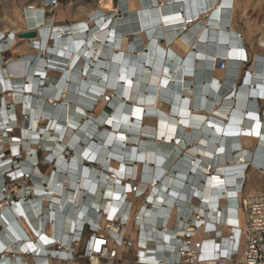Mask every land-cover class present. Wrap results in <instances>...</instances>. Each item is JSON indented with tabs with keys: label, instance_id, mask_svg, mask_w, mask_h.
I'll return each mask as SVG.
<instances>
[{
	"label": "bare ground",
	"instance_id": "bare-ground-1",
	"mask_svg": "<svg viewBox=\"0 0 264 264\" xmlns=\"http://www.w3.org/2000/svg\"><path fill=\"white\" fill-rule=\"evenodd\" d=\"M241 3L247 18L251 0ZM240 4L120 0L114 6L113 0H102V9L70 27L52 23L44 7L31 5L24 32L34 30L36 38H8L0 31V92H12L4 101L0 98V140L7 141V133L19 127L15 109L28 118L20 128L21 144L8 143L14 155L7 161L0 156V185L6 177L13 178L23 203L30 188L38 195L25 205L33 211L24 218L17 204L7 208L0 203L11 223L8 230L0 217L8 243L18 227L14 215L30 230L24 219L35 220L43 200L51 240L82 226L89 213L95 219L103 212L113 217L126 198L116 191L129 189L119 181L126 176L136 177L142 190L148 188L143 198L134 200L138 211L128 227L135 228L136 240V220L149 230L141 233L151 236L154 256L149 259L139 250L142 262L172 250V231L190 227L189 218L198 224L196 214H206L212 225L224 224L226 236L233 230L238 240L246 222L240 202L262 195L244 189L247 171L254 167L264 175V53L255 52L252 70L244 71L249 55L234 21ZM61 18L59 11L56 19ZM259 29L264 47V27ZM24 40L45 54L33 56L24 50L29 56L21 61L16 46ZM6 48L14 56L4 61L7 75L1 54ZM243 71L241 85L235 86ZM106 107L113 114L104 112ZM40 148L49 158L44 163L47 174L35 167ZM2 151L0 145V155ZM14 156L22 161L15 162ZM24 171L41 178L29 182L21 178ZM148 196L150 211H141ZM233 211H238V222ZM243 214L244 221L239 218ZM162 217L169 219V226L158 231ZM34 223L39 228V222ZM209 238L198 237L197 247L209 244ZM14 247L12 243L10 250Z\"/></svg>",
	"mask_w": 264,
	"mask_h": 264
},
{
	"label": "built area",
	"instance_id": "built-area-1",
	"mask_svg": "<svg viewBox=\"0 0 264 264\" xmlns=\"http://www.w3.org/2000/svg\"><path fill=\"white\" fill-rule=\"evenodd\" d=\"M56 2L57 0H53L50 4ZM26 120L28 121V118ZM43 150V148L37 150L38 156L44 153ZM67 153L70 154L72 151L70 150ZM11 155L14 154L12 149L9 148L2 151L0 156L1 159L7 161ZM14 158H16L15 162L22 161L16 156L12 157V159ZM47 160L49 158L43 157L39 165L37 163L35 167L39 166L40 168ZM93 164L90 163V165ZM256 170L260 171L258 168ZM41 173L43 172L41 171ZM43 174L42 176H44ZM40 175L37 176L34 171L28 175L24 171L21 174V178L25 177L26 180L32 181L34 178L40 179ZM99 177L98 175L96 179ZM3 180L2 185H0V203H5L7 208H13L17 204L23 212V218L25 217L24 215L29 216L32 214L33 207L28 209L25 205L29 204L35 196H38L34 190L30 188V192L26 191L23 197L26 201L23 203L21 202L22 197L18 194L20 189L17 191L14 187L16 186L15 180L9 176ZM119 181L122 187L128 184L129 189L121 192L116 191V194L126 198L113 217H109L107 212L99 213L100 211H97V214L99 213L100 215L98 214V219H95V216L89 213V220L82 226L78 227L77 225L74 230L65 236L59 235L53 240L48 237L47 233V231L49 232L51 219L48 218V206H44V200L40 203L42 210H39L35 220L32 218V221L28 222L27 218L24 219L30 230L27 231L22 226L21 216L14 215L13 219L19 228H13L15 235L11 243L6 240L8 232H5L3 226H0V242L2 241L6 246V249L0 251V264H93V260H98L99 264H264V194L244 197L240 202L239 207L241 212L245 213L246 222L244 229L239 231L238 240L235 239L233 230L226 236V233L222 230L224 224L214 223L212 225L210 221H207L206 214H196L195 220L199 221L198 224L189 218L187 222L190 227L178 228L179 230L174 229L172 231L174 234L172 240L175 246L172 250H165V252H161L160 257H155V261L146 263L142 262L139 250L146 251L145 256L149 259L154 256L153 250H150L153 248L150 242L151 236L146 235L145 237L141 233L145 230L149 232V230L144 229L143 225L136 220L135 224L140 227V231H138L140 234L137 240H133L131 230L128 227L130 223H133L134 215L138 211L134 200L143 198L147 194L148 188L142 190L141 184L136 177H121ZM18 186L20 185L17 184ZM43 186L45 189H49L47 183H44ZM155 197H157V194H155ZM151 205L152 202L148 196L146 202L142 204L141 211L144 209L147 212L150 211ZM176 208H179V206H176ZM3 210L0 209V217H2L9 230L11 223L5 215L6 211L4 212ZM233 217L238 222L237 212ZM168 218L163 221L162 217L159 222L162 223L163 221V224L157 226L156 229L158 231L164 230L169 226ZM179 220L180 218L177 219V223L180 222ZM35 221L39 222V228L34 223ZM175 223L176 221H174ZM175 226L177 225L175 224ZM230 228L233 229V227ZM42 237L46 238L47 242ZM198 237H211V241L209 244H202L198 248L195 242ZM225 237L227 238L224 239ZM163 240L164 238H160V241ZM99 241H103V243H98ZM145 241L148 242L147 248L144 245ZM12 243L15 247L10 250ZM137 243L138 251L135 250ZM168 255H171V259L167 257Z\"/></svg>",
	"mask_w": 264,
	"mask_h": 264
},
{
	"label": "rangeland",
	"instance_id": "rangeland-1",
	"mask_svg": "<svg viewBox=\"0 0 264 264\" xmlns=\"http://www.w3.org/2000/svg\"><path fill=\"white\" fill-rule=\"evenodd\" d=\"M119 1L120 0H113L114 6H116V4L119 3ZM160 1H163V0H160ZM237 1L240 4L243 0H237ZM262 1L263 0H251L247 18L243 17V6L241 5L242 3L239 5V7H237L236 12H235V19H234L235 26L240 32H242V34H244L243 43L249 55V57H247L246 60L244 61L243 68L245 72L252 70L251 66L253 62L252 61L253 55L255 54V52L264 53V47L261 46L259 42V39L263 35L259 27L261 28L264 27V7H263L264 2ZM101 2L102 0H57L56 3L50 4L48 0H0V31H2L3 33L2 35H5V37H8V38L11 35H16L17 37V35L19 34L17 31H19L20 33L24 32L26 30L25 25H24L25 24L24 19H26L25 12L27 8L30 7L31 5L37 6V7H44L47 11L46 17L47 19L51 20L52 23L59 25V26H63V27H70L76 24V22L78 21H83L88 18H91L89 16L91 12L102 9ZM261 2L262 4L259 6L260 8L259 7L256 9L252 8L253 5H255L256 3H261ZM59 11H61L62 13V18L60 20H57L56 17H58ZM251 29L254 30L253 33L251 32ZM168 45H170V43ZM16 48L18 49V55H20L19 59L21 61L26 60L27 57L29 56L27 55V53H25L26 51L31 52L33 56H35L36 54L43 56L45 54V53L44 54L42 53L43 54L42 55L41 52L38 51V49L33 46V42L27 43L26 40H24L23 42H20L18 46H16ZM1 54H3V71H4V74L7 75L8 67L5 65L4 61L12 60L14 58L13 52L10 51V48H6V50L2 51ZM46 56L48 55H45V57ZM244 71L242 75H240L239 73L238 81L235 83V86L241 85V82H242L241 80L243 78ZM226 77H227V74L225 75L224 80L226 79ZM6 91L7 93L4 91L0 92V98L3 101L6 97H8L12 93V92H9L10 91L9 88L6 89ZM104 95H105V92L103 96ZM14 104L18 105L16 103ZM6 106L9 108V111H10L11 104L8 103ZM15 112H16L15 115L19 123V127L7 133V136L9 135L7 141L0 140V145L4 146V150L9 149L8 143H11L12 145H17V143L21 144L22 132L20 131V128H21L22 122L24 123L27 122L26 120L27 117L24 113H21L20 108H17V111L15 109ZM104 112H106L109 115L112 114V112H109L107 107L105 108ZM45 123H46L45 120H42L41 126L45 127L46 125ZM47 128L48 126L46 125V129ZM39 157H40V160H42V158L44 157V154L39 155ZM40 168L42 171H45L47 174L49 168L46 164L41 165ZM259 172L260 171L256 170L254 167L249 168L246 174L247 178H246V183H245V188H244L245 190L252 188L256 190L258 193L264 194V175L260 174ZM246 191H245V194H246ZM233 212H238V211H233ZM239 218L242 219V221H244L243 220L244 214H243V218L242 217H239ZM231 224L232 223H230V225ZM131 232L132 234L135 233V229L132 228ZM236 237L238 239L239 237L238 234L236 235ZM133 239L136 240V235H133ZM205 239H208V238H205ZM197 241L198 240H196V242ZM93 264H99V261L93 260Z\"/></svg>",
	"mask_w": 264,
	"mask_h": 264
},
{
	"label": "water",
	"instance_id": "water-1",
	"mask_svg": "<svg viewBox=\"0 0 264 264\" xmlns=\"http://www.w3.org/2000/svg\"><path fill=\"white\" fill-rule=\"evenodd\" d=\"M19 38L22 39H32L37 37V32L32 30V31H27V32H22L18 34Z\"/></svg>",
	"mask_w": 264,
	"mask_h": 264
},
{
	"label": "snow or ice",
	"instance_id": "snow-or-ice-1",
	"mask_svg": "<svg viewBox=\"0 0 264 264\" xmlns=\"http://www.w3.org/2000/svg\"><path fill=\"white\" fill-rule=\"evenodd\" d=\"M117 199H118V197H117ZM230 223H232V221H230ZM42 239H45V241H46V238H43L42 237ZM47 242V241H46ZM98 243H103V241H99ZM99 250V249H98Z\"/></svg>",
	"mask_w": 264,
	"mask_h": 264
},
{
	"label": "crops",
	"instance_id": "crops-1",
	"mask_svg": "<svg viewBox=\"0 0 264 264\" xmlns=\"http://www.w3.org/2000/svg\"><path fill=\"white\" fill-rule=\"evenodd\" d=\"M247 72H249V71H247ZM258 114H260V109H259V112H258ZM44 173H45V171H44ZM135 229V228H134ZM133 235H135V233H133Z\"/></svg>",
	"mask_w": 264,
	"mask_h": 264
}]
</instances>
